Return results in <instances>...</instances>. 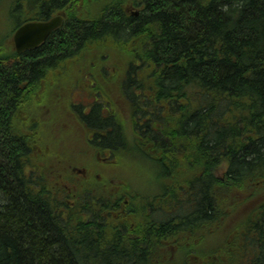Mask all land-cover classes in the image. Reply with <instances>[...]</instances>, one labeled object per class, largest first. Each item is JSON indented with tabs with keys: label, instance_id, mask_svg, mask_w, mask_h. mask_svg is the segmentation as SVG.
<instances>
[{
	"label": "trees",
	"instance_id": "trees-1",
	"mask_svg": "<svg viewBox=\"0 0 264 264\" xmlns=\"http://www.w3.org/2000/svg\"><path fill=\"white\" fill-rule=\"evenodd\" d=\"M128 1L138 16L123 0H0L1 26L14 3L26 12L0 38V264H264V0ZM61 10L46 41L16 51L17 25ZM101 58L113 72L94 68ZM91 69L99 99L70 100ZM59 113L104 115H82L106 134L81 139L107 169H159L147 260L90 242L84 159L62 143ZM107 183L108 200L134 198L129 179Z\"/></svg>",
	"mask_w": 264,
	"mask_h": 264
},
{
	"label": "flooded vegetation",
	"instance_id": "flooded-vegetation-1",
	"mask_svg": "<svg viewBox=\"0 0 264 264\" xmlns=\"http://www.w3.org/2000/svg\"><path fill=\"white\" fill-rule=\"evenodd\" d=\"M58 13L59 12H56L46 19L52 18L58 15ZM61 13L64 15L62 10L60 11V14ZM137 14L138 12H136V15ZM51 77L50 84L52 86L55 82L54 78H57L58 76ZM59 81L60 80L56 82ZM27 86L26 82L22 84V88L24 89H26ZM63 89L64 87L60 85L54 87V91L57 94ZM38 91L39 90H37V92ZM79 94L82 95L81 98H87L89 92L88 90H85L83 94ZM71 114L76 118L72 119V122L77 123L75 125L79 126L78 128L80 131L82 130L87 133L88 141L94 142L98 134H106L104 128L98 129L82 119V115L93 114L94 117H97L98 115H103L102 113ZM93 146L91 149H99L101 147V145L97 147L95 143ZM92 158L93 161L108 160L107 155L101 156L100 153L97 154L96 152L93 153ZM107 179L110 183L116 186L124 185L123 175L94 173L90 174L88 178L86 176L84 191V219L87 224L89 240L91 243L93 242V244L102 246L109 245L110 243H115L116 245L132 244L138 246L140 248V250H138L140 253L137 254L138 260H147L154 252V196L149 191L146 192L141 189H135L133 190L134 198L132 200L129 198L118 200L117 197L108 200L107 195L111 193L107 191ZM117 203H119V206H116ZM131 204H133V206H130ZM172 212L173 210L167 207L164 214L169 217ZM113 239H115V241H113ZM145 247L147 248V254L143 253V248ZM144 255H147V257Z\"/></svg>",
	"mask_w": 264,
	"mask_h": 264
},
{
	"label": "rangeland",
	"instance_id": "rangeland-1",
	"mask_svg": "<svg viewBox=\"0 0 264 264\" xmlns=\"http://www.w3.org/2000/svg\"><path fill=\"white\" fill-rule=\"evenodd\" d=\"M32 1L34 2V0H32ZM17 5H19L18 2L14 3V6H13L14 9L10 13L12 15L11 22H10V25L12 27H10V29L11 28L13 29L15 23L17 21L19 22L20 20L24 19L26 16V12H25L23 7L22 8L20 7L19 9L15 10ZM8 20H10V19H8ZM8 20H6V21H8ZM8 29L9 28L7 27L6 24L4 26H1V23H0V38L4 39V37L11 32V31L8 32ZM111 56H113V55H111ZM101 59H102V62H100V63L96 62V64L94 65V68H98L100 65H103L104 67L107 68V66L110 64V62H103V61H105L106 58H101ZM108 60H110V59H108ZM109 69H111V68H108V70ZM91 78H93V77H91ZM95 82H96L95 80L91 79L88 82V84H93ZM74 90H75L74 94L66 93V96L69 97L70 100L77 102V103H80V102H85V103L89 102L90 103L91 100L88 98H85L83 100L80 99L82 97V95H80L79 92L83 93V91H85V89L82 88V91H79V88L76 87ZM40 98H41V95H40ZM63 99L66 100L65 97H63ZM60 114L62 115V113H59V115ZM37 115L40 117L41 113H37ZM60 118H61V122L56 124L55 127H57L62 132V136H61L62 143L65 145L67 143H70L71 145H73L71 147L76 148L75 150L78 152V153L74 152L73 153L74 155L75 154L76 155L77 154L82 155L83 152L89 153L90 152L89 150L88 151L87 150H81V149H83L82 148L83 142L81 139L82 133L77 126L70 123L71 119H69L70 118L69 114L64 113ZM80 159H85V158H80ZM89 160H90V158L88 157L86 159V161L93 167L95 172H101L102 174L103 173H110L113 175H115V174L124 175L127 177V179H129L130 183L132 182V185L135 188L144 190L146 192L149 191L152 195L154 194L155 189L161 187L158 183L159 178L157 177V175L159 174V169L152 162L144 163V162L136 161L133 169H128L126 172H124L122 167L110 170V169H107L106 166H108V165H106L105 163L100 164L97 161H93V160L89 161ZM126 162H128V161H126ZM216 237H217L216 235L212 236V237H210V240H213Z\"/></svg>",
	"mask_w": 264,
	"mask_h": 264
},
{
	"label": "water",
	"instance_id": "water-1",
	"mask_svg": "<svg viewBox=\"0 0 264 264\" xmlns=\"http://www.w3.org/2000/svg\"><path fill=\"white\" fill-rule=\"evenodd\" d=\"M63 21L61 15L48 20H30L20 25L14 32L13 40L18 52L34 48L42 43Z\"/></svg>",
	"mask_w": 264,
	"mask_h": 264
}]
</instances>
